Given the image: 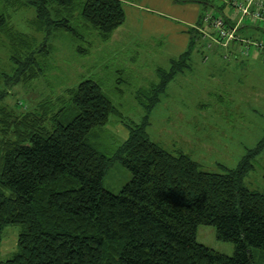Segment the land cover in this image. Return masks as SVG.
Segmentation results:
<instances>
[{
    "label": "trees",
    "instance_id": "trees-1",
    "mask_svg": "<svg viewBox=\"0 0 264 264\" xmlns=\"http://www.w3.org/2000/svg\"><path fill=\"white\" fill-rule=\"evenodd\" d=\"M212 1L191 0L215 8ZM219 1L228 17L221 8L220 14L203 12L197 29H188L186 50L170 60L168 70H156V83L137 91L144 115L126 125L128 136L113 156L93 140L118 109L93 80L32 111L16 113L0 105V241L5 227L18 229L17 251L0 264H253L251 249L264 251V193L243 184L255 154L224 174L205 172L146 132L167 85L191 68L192 53L204 48L217 56L225 50L222 40L206 49L201 33L205 13L222 19L224 28L235 26L232 14L241 19L231 0ZM22 8L34 11L31 27L43 35L40 42L10 27L7 11ZM124 21L121 0H0V35L9 40L13 63L12 73L2 76L5 86L26 84L48 70L52 34L86 43L87 49L75 48L86 56ZM6 96L0 90V104ZM115 161L130 174L118 194L102 187ZM199 226L213 227L216 239L232 244V256L197 243Z\"/></svg>",
    "mask_w": 264,
    "mask_h": 264
},
{
    "label": "rangeland",
    "instance_id": "rangeland-1",
    "mask_svg": "<svg viewBox=\"0 0 264 264\" xmlns=\"http://www.w3.org/2000/svg\"><path fill=\"white\" fill-rule=\"evenodd\" d=\"M129 1L133 3H125V7L141 4L143 0ZM146 5L149 11H154L148 15L164 21L161 29L154 30L155 38H136L125 31L118 32V36L94 45L88 55L80 56L75 48L87 49L86 43H73L65 33H54L50 36L53 50L48 70L26 84L5 86L2 76L12 73L13 63L9 40L0 35V90L7 92L0 105L16 113L32 111L41 101L63 96L65 89L83 80H93L118 109V116H111L108 124L96 129L93 140L99 151L113 156L128 136L126 125L139 123L144 115L137 103V91L156 83V70H168L169 60L177 58L172 50L176 33L169 27L170 19L163 16L169 11L165 5ZM7 13L14 31L31 36L36 42L42 40L43 35L32 30L34 11L31 8ZM143 23L144 19L138 32L146 34L150 28ZM253 25L261 30L249 32L250 37L258 40L261 36L264 42V25ZM249 53L245 59L248 64L245 60L242 64L239 61L224 64L223 59L213 57L204 48L193 52L191 68L176 75L167 85L149 115L146 132L151 141L171 154L188 155L205 172L224 174L235 169L246 155L254 153L253 169L243 184L251 191L264 193V65L261 55L252 60L251 48ZM203 56L208 57L207 61L204 62ZM129 180L130 174L115 161L106 170L102 187L118 194ZM17 234V227L4 228L0 261L9 259L17 251ZM196 242L225 256H232L234 252L232 244L216 239L215 230L210 226L197 228ZM251 253L253 264H264V251L251 249Z\"/></svg>",
    "mask_w": 264,
    "mask_h": 264
},
{
    "label": "crops",
    "instance_id": "crops-1",
    "mask_svg": "<svg viewBox=\"0 0 264 264\" xmlns=\"http://www.w3.org/2000/svg\"><path fill=\"white\" fill-rule=\"evenodd\" d=\"M182 1H188V2L177 3L174 0H143L141 2V4H135L134 3L130 7H128V4L133 3V2H131L129 0H121L124 13L126 14L125 21L117 30H115L111 34V36L116 37V36H118V32L125 31L127 33H130V35L132 37H136V38L138 36H140V37L142 36L143 38H155L154 35H156V34H155L154 30L161 29L164 26V21L162 19H159L158 17H154L153 15H148L149 13H154V11L153 12L151 10L149 11L148 5H146V3H148L150 6L151 5H158V7H159V5H165V9L169 12H164L163 16L165 18L170 19V23H169L170 26L169 27L173 28L174 33H176L175 39L173 41L172 50L175 53L174 57H178L187 48L188 37H189L188 36V29H192V28L197 29L196 28L197 22L200 18V15L203 12H206V11L209 12L210 11L212 13L217 12L219 14L221 12L226 17H228L229 11H228L226 6L225 7L223 6V2L212 1L215 8H210V7L205 8L200 3L191 2V0H182ZM125 3H128L127 7H125ZM217 8H221L220 12H218L216 10ZM143 19H144L143 25L148 29L150 28L149 32L146 34H141L138 32V29L140 26V21L142 22ZM231 23H233L235 25V27L237 28V34L239 37L251 39L252 41L263 42V40L261 39V36L258 38V40H255L252 37H250L249 32L254 33L256 31H260L261 28L258 27V25H253V23H251L248 19L241 20V19H239V17H237V15L234 16L232 14ZM254 24H256V23H254ZM248 25H250V26H248ZM96 46H93L92 49ZM131 46L133 47L134 45H131ZM102 47H103V45H102ZM240 49L241 48L238 44H232V45L228 46L227 51L226 50H219L221 53H219L217 56L214 55L213 57L223 59V61H225V62L228 60L226 63L221 61L224 64H232L235 61H239L238 64H242L244 62H246V64H248L249 62L246 61L245 59H247V57L250 56L249 51H248L247 57H243V56L239 55L240 52L242 51ZM251 50H253V53H252L253 55L251 57L252 60H254L260 56V54L257 51H255L252 48H251ZM102 51H104V50H102ZM221 54L223 55L222 57H220ZM203 59L205 62V61H207L208 57H205V58L203 57ZM170 60H172V59H170ZM170 60L168 62L169 65H170ZM242 60H245V61L242 62ZM234 67H237V65H235Z\"/></svg>",
    "mask_w": 264,
    "mask_h": 264
},
{
    "label": "built area",
    "instance_id": "built-area-1",
    "mask_svg": "<svg viewBox=\"0 0 264 264\" xmlns=\"http://www.w3.org/2000/svg\"><path fill=\"white\" fill-rule=\"evenodd\" d=\"M232 11L239 13L241 19H248L251 23H262L264 25V1L263 0H231L229 2ZM203 38L207 39L206 49L211 43L222 40V47L227 51L228 46L239 43L241 45L240 56L247 57L250 48L260 53L264 65V43L241 38L237 34V28H224L222 19L214 17L210 13L203 16Z\"/></svg>",
    "mask_w": 264,
    "mask_h": 264
}]
</instances>
